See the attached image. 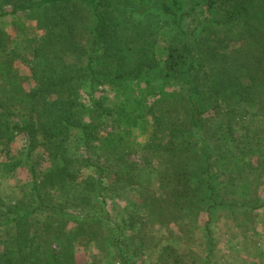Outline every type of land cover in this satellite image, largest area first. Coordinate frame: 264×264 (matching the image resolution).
Instances as JSON below:
<instances>
[{
	"label": "trees",
	"instance_id": "1",
	"mask_svg": "<svg viewBox=\"0 0 264 264\" xmlns=\"http://www.w3.org/2000/svg\"><path fill=\"white\" fill-rule=\"evenodd\" d=\"M20 12L42 13L43 33L28 61L36 83L26 88L0 27V144L21 134L25 151L18 162L30 173L26 200L11 198L0 213V231L6 233L0 264H83L74 239L97 245L112 264H133V257L151 249L160 264H208L216 210L264 214V198L254 195L264 180V0H0V17ZM148 16L165 21L174 38L162 67L143 80V71L157 66L156 30ZM159 82L168 94L155 86ZM107 83L134 95L128 117L110 114L116 99L108 105L94 96ZM83 88L91 91L87 104L79 99ZM133 114L151 122L143 143L119 147L118 132H107L104 161L85 158L94 173L90 180H96L85 187L97 184L100 207L111 189L133 186L138 194L141 213L116 221L87 211L92 204L83 191L74 194L68 183L77 179L73 161L79 159L62 142L77 129L87 144L108 116L131 125ZM38 145L50 159L41 178L32 157ZM125 149L139 151L142 161L125 157ZM231 149L255 159L246 160L251 180L236 199L220 195L214 183L217 156ZM57 158L61 164L54 167ZM202 214L200 252L192 244H161V235L174 233L170 224L190 240V227ZM157 224L164 234L153 232Z\"/></svg>",
	"mask_w": 264,
	"mask_h": 264
},
{
	"label": "rangeland",
	"instance_id": "2",
	"mask_svg": "<svg viewBox=\"0 0 264 264\" xmlns=\"http://www.w3.org/2000/svg\"><path fill=\"white\" fill-rule=\"evenodd\" d=\"M9 6H4V9H8ZM84 15V12H83ZM42 13L29 14V13H17L15 15H7L0 17V27L3 28L8 34L9 46L8 49L15 57L13 65L18 72L25 77L23 86L30 88L34 86L35 80L31 78L30 61L32 58V49L37 42V39L43 33L42 27L38 20L42 19ZM83 17V16H82ZM81 17V18H82ZM147 21L153 30L156 38L153 51L157 66L151 70H144L140 79H148V76L154 72L156 68L159 70L163 65L165 58L167 44L171 42L174 35L171 32L169 25L165 21L155 23L152 16H148ZM219 27V26H218ZM236 28V26H234ZM219 32L221 28L219 27ZM82 35V34H80ZM84 35L78 38L83 39ZM81 41V40H80ZM85 43V39L82 41ZM102 47L99 48V51ZM156 70V71H157ZM139 79V80H140ZM143 82V81H141ZM144 83V82H143ZM152 83L149 82V86ZM157 88H163L165 93L168 94L170 89L166 87L163 82L156 83ZM99 88V87H98ZM88 93L91 91L81 89L79 99L87 104ZM96 98L103 97L104 103L108 105L116 99L114 109H111L110 114L114 110H117L114 114L125 118L128 117L127 110L132 109L130 104L134 101V95L128 88L115 87L112 84H104L101 88L94 92ZM167 96V95H166ZM165 96V98H166ZM151 99V97H150ZM121 106V108H118ZM117 108V109H116ZM147 116L138 118L136 115L131 116V120L134 122L131 125H120L111 121L108 116L100 126L98 137L90 140L87 144L83 142L77 129H73L68 139L62 142L67 154L73 155L79 160L74 164V168L77 170V179L73 183L74 194H85L88 201H91V206L87 208L89 212H96L99 214H108L112 220H121L126 218L132 212H140L141 207L138 206V194L133 186L120 187L111 189L106 196L104 207L102 205L101 197L98 194L99 190L97 184L92 185V189L88 191L85 185L93 183L96 180H90V177L94 179V173L90 171V166L85 162V158H89L92 162L101 163L104 161L105 150L101 149L103 142L109 147V140L106 141L104 136H107V132H118L115 137V144L119 147H123V144L127 146H133V144L143 143L148 137L151 127L150 120L146 119ZM129 120V119H128ZM152 121V120H151ZM149 129V130H148ZM148 130V131H147ZM146 131L148 133H146ZM39 135V134H38ZM24 145V137L21 134L14 136L9 144H0V213L4 212L7 208V204L12 199L19 200L25 199L29 193L30 185V173L23 163L18 162L21 159ZM127 148V147H126ZM23 150V151H22ZM43 147L37 146L32 150V157L37 162L36 168L39 171V178L44 172L50 171V165L47 154L43 152ZM89 151L91 152L89 154ZM227 152L225 156L218 155L216 161V180L214 183L221 195L235 196L241 198L239 195L245 190V181L251 180L248 176L247 169L245 168L246 160H255L251 157V154L246 155L243 158L238 157V152ZM125 157L141 162L139 151L128 153L125 149ZM61 161L57 158L55 166H59ZM15 166L13 169L11 167ZM79 169V171H78ZM53 171V169H52ZM59 174V170L57 171ZM59 177V176H58ZM57 177V180H58ZM60 178V177H59ZM46 183L45 180H42ZM258 186L257 192L254 195L264 198V180ZM12 198V199H11ZM89 198L91 200H89ZM13 203V201H12ZM103 208V210H101ZM44 214H40L42 218ZM212 223L209 224L210 230L213 236V252L208 264H264V214L261 210H254L253 214H245L241 210H235L230 207L219 208L214 214H212ZM205 215L199 217L198 222L190 227V240L185 242L184 238L178 233L174 225L170 224V228H173L171 235L162 238L161 244L165 241L179 242L180 246L185 248L191 245L194 250L201 251L203 249L202 238L203 231L198 227L203 225L205 221ZM0 222H4V219H0ZM4 225V224H3ZM5 229L7 225H4ZM174 226V227H173ZM155 234H164L165 229L159 224L155 225ZM6 233L0 231V238L5 237ZM171 236H174L171 239ZM79 242L74 239L73 246L81 256L80 260L83 264H112L108 261V256L103 254L97 245L88 244L84 240ZM154 250V249H151ZM145 251L143 254L133 257V264H160L154 251ZM204 252V251H203Z\"/></svg>",
	"mask_w": 264,
	"mask_h": 264
}]
</instances>
